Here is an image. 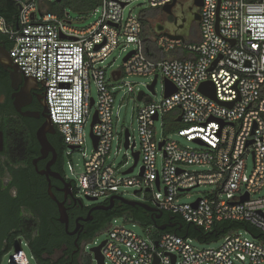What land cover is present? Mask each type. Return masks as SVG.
Listing matches in <instances>:
<instances>
[{"label": "built area", "instance_id": "2783aa9c", "mask_svg": "<svg viewBox=\"0 0 264 264\" xmlns=\"http://www.w3.org/2000/svg\"><path fill=\"white\" fill-rule=\"evenodd\" d=\"M14 1L22 7L17 27L0 15V31L12 41L10 56L25 76L45 83L48 113L67 145L65 157L72 174L73 154L84 151V168L78 177L66 173L68 180L75 181V198L104 203L112 196L124 197L122 188L132 186L145 194V203L181 215L206 231L217 222L232 221L248 223L259 235L235 228L217 240L218 246L200 248L194 245L197 239L157 233L155 225L143 227L144 233L139 234L117 223L121 217L133 221L123 215L97 233L107 234L101 248L104 264H155L156 260L158 264H264V196L255 198L264 189V0H203L199 38L154 32L156 59L147 54L141 14L123 16L135 0H102L89 13L99 12V18L86 27L76 26L70 12L63 17L49 12L46 4L56 0ZM146 1L150 8L164 11L173 0ZM129 44L134 49L124 61L122 74L157 75L163 79L164 93L155 101L145 100L144 92V104L136 108L138 142L129 130L127 148L126 129L118 132L114 122L115 92L122 86L117 87L108 76V66L99 63ZM92 79L98 99L91 94ZM166 79L176 88L167 97ZM209 81L216 88L215 98L200 90ZM128 93L139 101L133 85ZM172 112L176 122L184 125L179 134L197 143V148L156 137L157 122L170 127L166 118ZM95 113L98 118L91 133L97 145L91 137L94 149L87 155L85 125L90 117L94 122ZM115 139L133 155L139 152L142 166L137 177L122 176L128 173L112 161ZM192 166L203 170H191ZM203 185L213 188L193 203L180 202ZM19 240L22 250L12 254L9 264H35V257H28L23 248L26 240L15 239L11 250ZM93 240L82 243L81 254L98 264L92 248L103 241L87 253V242Z\"/></svg>", "mask_w": 264, "mask_h": 264}, {"label": "trees", "instance_id": "16d2710c", "mask_svg": "<svg viewBox=\"0 0 264 264\" xmlns=\"http://www.w3.org/2000/svg\"><path fill=\"white\" fill-rule=\"evenodd\" d=\"M101 3L102 0H62L60 3H49L50 6L47 10L58 14L60 17H63L68 9L87 15ZM156 10L150 8L141 13L144 23L143 38L147 54L152 59L158 58L159 53L156 43L147 37L146 29L150 26V20H152ZM0 15L5 18L9 25L16 28L20 15L18 3L14 0H0ZM0 37L7 41L10 49L12 41L9 36L0 31ZM4 106L0 104V131L4 134V154L8 160L7 163H3L0 159V264L3 257L12 249L17 238H22L28 242L31 253L39 264H90L88 257L83 256L82 258V243L94 238L115 217L123 215L128 216L134 222H138L142 227L151 225L157 227V225L175 223V226L168 227L164 231L156 230V232H173L183 237L195 238L201 243L217 241L235 228L244 227L255 233L254 228L248 223L232 221L217 222L211 230L206 231L203 227H197L195 224L187 222L181 215L167 211H162L164 214L163 221L156 222L150 218V215H147V211L142 207H133L118 202L113 209L104 212L103 218L86 224L89 231L83 233L77 242L70 239L65 231V225L54 218L57 209L47 191L48 181L44 175L37 173L33 164L38 147L36 132L43 120L15 117V114L11 112L4 113ZM175 113L172 112L166 118L170 123V128H182L183 126L179 127L180 123L176 122ZM48 136L51 143H54L53 136L55 135L49 134ZM56 136V140L61 145L60 159L58 165H55L53 169L66 176L65 151L67 145L59 131H57ZM38 166L42 169L39 163ZM6 170L12 175L10 186L17 189V197H12L8 193L9 187L4 189L2 186L1 181ZM68 181L74 185V193H76L75 181ZM105 204L109 206L110 201H106ZM23 206L32 210L35 217H22L21 209ZM71 206H73V202ZM13 222H17V227L9 234ZM36 230L39 233L35 235ZM255 234L257 235V233ZM58 252L60 254L57 256Z\"/></svg>", "mask_w": 264, "mask_h": 264}, {"label": "rangeland", "instance_id": "374dc122", "mask_svg": "<svg viewBox=\"0 0 264 264\" xmlns=\"http://www.w3.org/2000/svg\"><path fill=\"white\" fill-rule=\"evenodd\" d=\"M53 1V0H52ZM55 1V0H54ZM56 2V1H55ZM45 6V5H44ZM49 2L46 4V7H49ZM150 9L148 6V2L146 0H135L130 5H128L124 11L123 16L124 18H127L130 13L138 15L141 14L144 10ZM67 12H70V16L72 19L75 20V25L79 27H86L90 24H92L94 21H96L100 13H93L89 15H85V19L82 20L81 17L84 16L82 14H79L78 12L68 9ZM155 29V21L154 19L150 20V26L146 29V35L147 37L152 38L154 34ZM134 49L133 44H129L128 46H121L114 50V52L105 60H103L101 63H99L100 66L105 67L108 66L107 72L108 76L112 78V81L115 82L116 86L119 87L120 85L122 87L117 88L115 92V104H114V122L117 124V130L120 132L122 129H129L131 133L134 135L136 141L138 142V122H137V112L136 108L137 105L144 104V101H136V96L134 94L128 93V87L130 85H133L135 87L136 91H144L147 94V99H152L155 101H160L163 97L164 89H163V79L159 77L158 82L156 84V94L153 93L149 88L148 84L151 83L154 78L153 77H146V76H140V75H128V74H122V68L124 65V58L127 56V54ZM91 94L92 97L95 99H98V87L94 81V79L91 80ZM94 114V111H93ZM184 126L182 123H180L179 127ZM91 128H92V118L87 121L85 125V131H86V144H85V151L87 155H90L94 149L93 140L91 138ZM157 133L156 137L158 139L162 137H167L169 139L176 140L180 142L184 146H190L193 148H197V143L193 141H188L185 136H181L178 132L179 128L171 129L169 126L162 125L161 121H158L156 124ZM112 161L118 165L121 168L122 172H126L129 168H131L135 164V157L133 155V151L131 149H127L121 140L115 139L112 145ZM139 147V146H138ZM136 148L137 151L139 148ZM84 151H76L73 154V162H74V168L75 172L72 174L71 171L68 169L67 162L65 163V170L69 178H77L78 175L81 173L82 169L84 168ZM142 163L139 161L137 165L135 166V169L132 173H128L126 175H122L124 177H137L140 173ZM191 170H203V168H200L199 166H192L190 167ZM5 176V175H4ZM8 176H5L4 179H8ZM212 186L210 185H203L200 187H197L190 191L188 195L180 198V202L182 204H190L196 201L198 198L206 195L207 192L212 190ZM138 189L136 187H123L122 191L125 192L124 198L130 199V200H136L139 202H144L145 200V194L135 193ZM264 196V189L261 191V193L255 195V198ZM103 199H100V201H97L100 203ZM87 206L93 205L95 203L94 201H90L87 198H84L83 200ZM118 224L125 225L129 229L134 230L135 232L139 234L144 233L143 227L138 222H133L125 219L124 217H121L117 220ZM107 238L106 233H99L96 234L93 241L87 242V248L86 252L90 253V249L97 244H100L102 241H104ZM26 241L24 240V243ZM220 244L219 241L214 243H201L200 241H196L194 244L197 247L204 248L208 246H218ZM23 248L28 255V257H32L31 250L29 248L28 244H23ZM15 252V249L10 250L2 260V264H9V259L12 256V254ZM60 254V252L57 253V256ZM83 258V255H82ZM35 264H39L36 259L33 260ZM91 264V263H90ZM92 264H97L95 261L92 262ZM108 264H113L112 262H109Z\"/></svg>", "mask_w": 264, "mask_h": 264}, {"label": "flooded vegetation", "instance_id": "af4514ba", "mask_svg": "<svg viewBox=\"0 0 264 264\" xmlns=\"http://www.w3.org/2000/svg\"><path fill=\"white\" fill-rule=\"evenodd\" d=\"M173 1H174V6L172 7L171 13H166V12L159 10V9H157L155 11V15L152 17V19H154V21H155L154 32H158L157 31V25H161L162 29L160 30V32L161 31H163V32L164 31L165 32H167V31L179 32L185 38H199V36H200L201 7L203 4V0H199V3L197 2V0H173ZM0 49H6L7 51L10 50L7 41L1 37H0ZM21 87H22V84L20 85V88L18 91H21ZM33 87H35L33 90H31V91L28 90V92L31 93V100L27 105H25L21 108L22 112H27V111L39 112V111L43 110L41 100H42L43 96L45 95V88L42 87L41 85L37 84V83H33ZM15 92L17 93V91H15V89H13L12 84H11L10 70L6 69L4 67V65L0 62V104L5 105L3 108V112L4 113L11 112V113L15 114V117H21V118H26V119L30 118L33 120L36 119L37 121L43 120L42 122H44L45 119L43 116L38 117V118L28 117V116H23L21 114V112L18 111V109L16 108V106L14 104V98L12 97ZM25 93H27V91H25ZM1 132L2 131H0V133ZM53 135H55V136H53L54 137L53 138L54 143H51V144L53 145V147L55 148V150L57 152V157H56L55 162L52 164L51 169L53 172L59 173L58 171L53 169V167L55 165H58V163H59V159H60L59 158V152H60L59 150H60L61 145H60V142H58L56 140V137H57L56 134H53ZM48 138H49V136H48ZM40 149H41V146H40V143L38 142L37 154H36L35 158H38L41 155ZM4 151H5V143H4V134H3V146H2V148L0 147V159L2 160L3 163H7L8 159L6 157V154H4ZM52 158H53V154L50 153L46 158L39 160L38 163L41 165V168L44 169V168H46L47 163ZM59 174L64 179H66V181H68L66 176H63L61 173H59ZM4 175L8 176L9 178L4 179L5 178ZM4 175H3L2 181H1L3 188L8 189V187H9L10 189H8V193L12 197H17V195H18L17 189L13 186H10L11 182H12V175L10 174V172L8 170H6L4 172ZM46 179H47V177H46ZM53 180L55 181L54 183H53ZM47 181H48V179H47ZM51 184H52V191L55 194V196L57 197V199L60 201L65 200V194L62 191V188L64 187V183L60 179L51 176ZM48 187H49V181H48ZM72 190L74 193V185L73 184H72ZM61 196H62V198H61ZM74 197H75V193H74ZM52 201H53V203L57 209V214L54 218H55V220H58V217H59L58 206H57V203L53 199H52ZM72 202H73V206H71ZM118 202H122V201L121 200H115L113 206L109 209H95V210L90 211L91 207H93L96 204H102L104 206H107V205L105 204V202L104 203L95 202L91 206H87V204H85V202H84L83 205H80V204L76 203L69 196L66 200V205H67L68 214H69V231L70 232L74 231L77 228V226H79V230L75 234H70L65 228V231H66L68 237L70 239H74L77 242L83 233H86L89 231V229L86 228V224H89L95 220L103 218L102 215L104 214V212L108 211L110 209H113L114 206ZM122 203H124V202H122ZM146 211H147L146 212L147 215H150V218L154 219L156 222L163 221V215L164 214H161V216L159 218H156L155 217L156 213L148 211V210H146ZM21 214H22V217L23 216L35 217L34 212L32 210H29V208H26L24 206L21 209ZM88 217H90V219L86 220ZM58 222H59V220H58ZM12 225L13 226H11V230L9 231V234L13 230L16 229L17 222H13ZM38 233H39L38 230H36L35 235Z\"/></svg>", "mask_w": 264, "mask_h": 264}, {"label": "water", "instance_id": "95a60500", "mask_svg": "<svg viewBox=\"0 0 264 264\" xmlns=\"http://www.w3.org/2000/svg\"><path fill=\"white\" fill-rule=\"evenodd\" d=\"M61 1L62 0H56V2H58V3H60ZM197 2L199 3V0H197ZM173 6H174V1L172 3L166 5L163 8L164 12L171 13ZM19 9L20 10L22 9L21 5H19ZM161 29H162L161 25H157V31L160 32ZM132 53L133 52H130L129 54H127V56L124 58V61H126L131 56ZM0 62L4 65V67L6 69L10 70L11 84H12L13 89H15V91H17V93L15 92L12 97L14 98V104H15L16 108L18 109V111H20L23 116L35 117V118L43 116L45 119L44 122L41 124V126L38 128V130L36 132L37 140L41 146V149H40L41 155L38 158H35L33 160V164L35 166L37 173H39L40 175H45L49 181L48 193H49L50 197L57 203L58 211H59L58 220L62 224L65 225L66 230L70 234H75L78 232L79 226H77V228L74 231H72V232L69 231V214H68V208L66 205V200L70 196L76 203H78L80 205H83L84 201L74 197V193L72 190V183L70 181H66V179H64L59 173H55L51 169L52 164L56 160L57 152H56L55 148L53 147V145L51 144V142L48 138V135L49 134H56L57 129L50 119V115L48 113V107L46 104V96L44 95L42 100H41V104L43 106L42 111H39V112H33V111L22 112L21 111V108L23 106L27 105L31 100V93H29L28 90L31 91L35 88V87H33V83H37L44 88H45V83L40 82L33 77L25 76L23 74V72L20 70L19 66L13 62V59L11 58L9 51H7L6 49H0ZM157 81H158V76L156 75L154 80L152 81V83L148 86V88L153 93L155 92V86L157 84ZM21 84H22L21 91H18ZM165 88H166V91H165L166 97L170 96L172 93H174L176 91L174 84L172 82H170L168 79L165 80ZM200 90L212 98L216 97V88H215L214 84L210 81L203 83L200 87ZM25 91H27L28 94L25 93ZM143 94H144V91H139L138 96H137L139 101H141L143 99ZM93 104H94V99L91 100V105H93ZM97 118H98L97 113H95L94 122L92 123V125L95 123ZM155 119H157V116L155 117ZM181 119H182L181 116L178 117V121H181ZM129 135H130L129 129H126V131H125V136H126L125 146L127 148L129 147V141H128ZM91 137L93 138L94 145L96 147L97 138H95L93 133H91ZM162 145H163V142L160 144V147H162ZM2 146H3V133L1 132L0 133V147L2 148ZM50 153L53 154V158L47 163L46 168L40 169L38 166V161L46 158ZM134 156H135V164L126 171L127 173L132 172L134 170L135 166L137 165L138 160H139V152H134ZM142 172H143V168H142ZM51 176L60 179L64 183V187L62 188V191L65 194V200H63V201L58 200L57 197L55 196V194L53 193L52 184H51ZM135 193H138V190L135 191ZM88 200L96 201L97 199L89 198ZM115 200H121L122 202H124L125 204H128L130 206L142 207L145 210L157 213L155 216L156 218H159L161 216V214L163 213V212L159 211V209H157L156 207H153L152 205H150L148 203L139 202L136 200H130V199H127V198H124L121 196H117V195L112 196L110 198V200H109L110 205L109 206H104L102 204H96L93 207H91L90 211L95 210V209H109L113 206ZM89 219H90V217H88L86 220H89ZM172 226H175V223H172V224L167 223V224L157 225V229L160 231H164L168 227H172ZM104 244H105V241H103L99 246L92 248L93 252L95 253V257L97 259L98 264H104V257L101 253V248ZM20 250H22L21 240L18 241V243L16 244V248H15L16 252H19ZM174 262H175V257H174ZM155 264H158V260H156Z\"/></svg>", "mask_w": 264, "mask_h": 264}]
</instances>
